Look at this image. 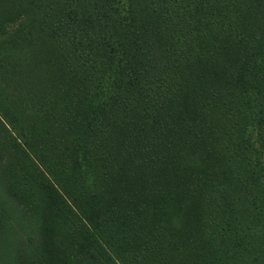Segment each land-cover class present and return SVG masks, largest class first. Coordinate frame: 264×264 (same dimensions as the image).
<instances>
[{"label": "trees", "instance_id": "trees-1", "mask_svg": "<svg viewBox=\"0 0 264 264\" xmlns=\"http://www.w3.org/2000/svg\"><path fill=\"white\" fill-rule=\"evenodd\" d=\"M263 176L264 0H0L17 264H264Z\"/></svg>", "mask_w": 264, "mask_h": 264}, {"label": "rangeland", "instance_id": "rangeland-1", "mask_svg": "<svg viewBox=\"0 0 264 264\" xmlns=\"http://www.w3.org/2000/svg\"><path fill=\"white\" fill-rule=\"evenodd\" d=\"M16 24L17 21L9 23L7 29L12 30ZM248 132L254 139L253 128H249ZM29 213L23 208L20 198L12 196L6 186H0V264H17L20 252L29 241L28 237L36 229L35 218L31 220Z\"/></svg>", "mask_w": 264, "mask_h": 264}]
</instances>
